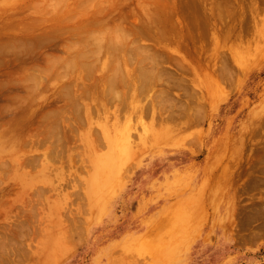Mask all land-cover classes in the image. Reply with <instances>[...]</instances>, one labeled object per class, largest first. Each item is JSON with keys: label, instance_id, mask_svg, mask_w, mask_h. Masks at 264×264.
Masks as SVG:
<instances>
[{"label": "rangeland", "instance_id": "obj_1", "mask_svg": "<svg viewBox=\"0 0 264 264\" xmlns=\"http://www.w3.org/2000/svg\"><path fill=\"white\" fill-rule=\"evenodd\" d=\"M167 1L172 4V0ZM184 1L174 0L177 10L182 8ZM121 2L126 4L123 11L128 14L125 24L133 22L134 15L143 5L149 6L151 13L156 9L153 0ZM3 8L1 5L0 14L10 10L7 6ZM218 8L230 14L226 18L231 24L229 40L214 47L209 35L201 40L197 38L196 45H203V53L196 57L189 55L195 71L186 68L184 72L187 79L195 80V86L188 85V90L196 91L200 99L189 107L191 118L184 117L185 108H177L173 114L179 113L180 117L173 123L168 122L169 112L166 111L163 113L165 121L151 126L160 134L167 125L172 126V134L181 144L173 136L170 137L173 142L170 139L154 142V137L150 136L153 133H149V129L143 131L137 117L129 115L132 111L130 90L122 101L119 119L115 121V117H110V128L104 133L103 113L97 111L99 104L86 97L85 102L92 112L91 125L82 116L83 110L80 111L78 130L71 144L74 145L62 156L64 164L71 161L72 165L65 166L66 181L61 183L54 172L42 179L40 166L49 144L42 142L44 130L56 120L52 111L65 104L56 87L65 83L66 78L56 80L46 74L56 70L49 65L48 56H63L64 51L54 50L51 41L41 43L39 37L14 38L9 28L0 36V264H119V261H122L120 264H264V185L252 187L245 176L232 182L234 179L230 175L236 167L233 155L230 156V146L240 145L243 136L246 141L244 161L247 162L250 149L256 150L257 140L264 137V124L253 137L244 133L249 120L264 113V58L260 60L264 56V0H243L238 7L234 4ZM30 11L33 9L21 14L31 16L34 12ZM184 22L185 14H173L171 9L167 24ZM220 25L218 22V28ZM222 25L224 27L225 22ZM245 47L251 51L245 53ZM239 55L244 59L238 60ZM221 74L224 76L219 82L220 90L214 86L216 89L210 90L211 94L208 90V93L211 97L219 91L225 97L218 99L220 93L213 94L214 100L210 97L208 100L204 79H214ZM100 75L99 69L96 70L94 77ZM91 81L87 78L86 84ZM158 89L157 86L154 95ZM173 92L178 107L185 105L184 90L174 89ZM151 93L146 90L138 94L136 102L145 103ZM145 105L148 107L149 103ZM110 108L113 109V105ZM46 111L51 113L43 123L41 119ZM200 112L204 114L200 115ZM144 118L151 122L149 115ZM179 120L182 123L188 121L189 126ZM177 127L180 131H176ZM87 131L92 147L86 146L79 136ZM123 135L130 136L127 138L130 147ZM220 145L225 147L220 149ZM121 148L128 152H121ZM71 151L70 158L67 154ZM108 155L113 160L117 158L115 163L120 159V167L110 162ZM106 158L109 159L107 162ZM104 159L105 170H102L99 163ZM13 161L20 164L18 168ZM108 163L115 169L110 164L106 167ZM245 163L243 166L247 165ZM257 164L261 168L262 163ZM107 169L112 171V177H115L114 171L118 175L116 184H111L115 191L111 185L106 187V181L102 185V176L97 177L96 191L103 186L113 192L111 195L108 190L106 197L100 195L101 192L95 194L96 198H104L96 199L97 204L91 200L93 197L87 199L85 195L87 181L96 170L105 173ZM21 173H26L29 179L20 177ZM29 180L34 184L31 185ZM23 181L25 186L28 182L29 187H23ZM161 211L164 215L167 211L166 219ZM162 218L164 221L159 224ZM149 230L158 238L137 243L136 240L148 235ZM61 242L63 253L54 248L58 244L61 246ZM140 244L144 246L141 248ZM55 253L59 255L52 258ZM48 258L49 262L46 261Z\"/></svg>", "mask_w": 264, "mask_h": 264}, {"label": "bare ground", "instance_id": "obj_2", "mask_svg": "<svg viewBox=\"0 0 264 264\" xmlns=\"http://www.w3.org/2000/svg\"><path fill=\"white\" fill-rule=\"evenodd\" d=\"M121 1L124 0H0V6L2 5V9H4L3 6H7L8 9H10L8 10V12L4 11L0 14V36L5 35L6 29L9 28L11 34L14 35V38L28 39V37L30 38L39 37L41 38V43L45 41L48 42L51 41V44L53 43L54 50L64 51L63 56H57L53 54H50L48 56V58H50L49 65H52L56 70L50 73L47 72L46 74L50 77H54L56 80L66 78L65 83H61L58 85V87H56L58 91L57 93L60 95V98L64 100L65 104L64 105L62 104L63 106L61 105L59 108H56L55 110L52 111L56 116L54 117L56 118V120L50 122V125L47 127V129L44 130L43 133L44 135L42 136L43 143H46V141L49 142V144L46 143L47 147L44 151L40 166L41 168L40 176L42 177V179L47 178L46 176H48L49 172H54L55 177L58 178L60 183L61 181L62 182L66 181L65 166L66 165L71 166L72 162L68 161L67 164H64L62 161V156L65 153V150L66 151L72 150L71 147L74 144L73 145L71 144L73 143L76 137L74 133L78 130L77 119L78 120L80 119L79 118L80 111L83 110L82 116L86 119V122L89 125H91L92 112H91V107L85 102L86 97H89L94 102L96 101L95 104L98 102L99 107L97 108V111L98 113L100 111H102L103 113L102 117L104 120L102 121V130L104 133L105 129L110 128V123L108 122V119H110V117H115L116 118L115 121L119 119L117 117L119 115L121 107H123L122 101L124 100L127 92L130 90L132 111L130 112L129 115L137 117V120H139L142 124V127L144 129L143 131L149 129V133H153V135L150 134V136L154 137L153 138L154 142L163 143V141L166 142L169 139L170 142H173L174 140L172 141L171 140L172 138H170L171 136H173L172 133L174 128L172 129V126L167 127L168 126L167 125L160 134L155 130H153L154 128L151 127L152 124L158 122L162 123L163 121H165L163 113L166 111L169 112V114H167L168 122L170 123L172 121L174 122L176 118L180 117L179 113L176 115L173 114V111L176 110L177 108L179 109L185 108L184 117H186V119L191 118L189 107L192 105V103L196 104V102H199L200 99L196 91L188 90V85L195 86V80L191 78L187 79L186 74L184 73L186 71L185 70L186 68L187 69L192 68L193 71H195V67L192 64V62L188 59V57L189 55L192 57H196L197 55H201L203 53V45L200 46L196 45L197 38L201 40L203 36L209 35L211 44L214 47H217L219 44L222 43H227L229 40V29L231 27V24L228 20H226V18H229L230 14L229 12H226L223 9L220 10L218 7L226 8L234 4L238 7L243 4V0H185L181 5L182 8L177 10V7H175L176 5L174 4V0H172V4H168L169 2L167 0H153L154 4L156 5V9H154L152 13L149 6L143 5L141 6L142 8H139L138 12L134 15L135 17L133 19V22L131 24L129 23L125 24L124 22L125 21L127 22L126 17L128 16V14L123 11V8L124 6H126V4ZM45 4H48L50 6V9L49 6ZM197 5L198 7L194 8V6ZM29 9H33L32 12H34V14H32L31 16H28V14L22 16L21 13L28 11ZM171 9L173 11V14L176 13L185 14L186 22L168 25L167 19L171 15ZM142 10L144 12L142 13V17H141L140 13ZM218 22L221 23V25L223 22H225V26L223 27V25L222 26L220 25L218 28ZM200 23H202L201 27L199 26ZM57 41H59L60 43L55 44ZM20 50L23 51L22 49ZM243 51L246 53V52H250L251 50L249 49V47H245ZM261 53L262 51L260 53H257L259 54L258 56H260ZM262 55H264V53ZM243 57H244L243 55H239L237 59L243 60L244 59ZM262 58H264V56L261 57L260 60ZM170 61L174 62L176 64V67H173V65L170 64L171 63ZM98 69L101 75L98 78H96L94 77V73ZM210 76H212L211 73ZM222 76L224 75L223 74L218 75L217 78L214 79H212L211 77L204 79L206 81V84L203 85L207 88L208 100H210V98L213 97L212 96L213 94H215L216 96V94L220 93L219 91L218 93L215 91L216 93L215 92L212 93L211 97L209 95V93L211 94L210 90H212L213 92L214 91L213 89L219 88L220 86L219 82L222 79ZM87 78L92 79V81L89 84L88 83L86 84ZM41 79H43V77ZM157 86L159 87V89L156 92V95H154ZM214 86H216V88ZM78 89L81 90L79 91ZM174 89L184 90V93L187 96L186 104L183 105L182 107L180 106L178 107V105L175 102V98L173 96L176 93L173 92ZM222 89L223 91L227 92L226 90H224V87ZM55 90L52 91L55 92ZM146 90L152 91V93L148 95L146 102L141 103L139 99H138L139 102H136L138 94H141ZM222 94L220 93V96L218 95L220 98L218 97L217 98L221 99V97H225ZM47 96L49 95H46V97ZM203 97L204 96H201L202 99ZM217 98L215 97V99ZM211 99L214 100V98ZM16 101L18 102V100ZM211 101H210V105L212 103ZM146 103H149L148 107H146L145 105ZM110 105H113V109L110 108ZM48 113L49 111L43 113L42 116L43 118L41 119V122L43 123L46 122L45 118L47 117ZM203 114H204L203 112L202 114L200 112V115ZM144 115H149L151 122L145 121ZM167 115L165 117H167ZM200 115L197 114V116ZM32 118L34 119V117ZM179 123H182V120L181 122L179 120ZM184 124L187 126L188 121H186ZM263 124H264V113L258 114L257 117H254L253 119L249 120L247 129L244 133H250L249 136L253 137L254 135L257 134L258 128L262 127ZM128 125H127V129H128ZM127 129L126 132H128ZM177 130L180 131L178 127L176 131ZM154 134L157 135L154 136ZM79 136L81 137L82 141L86 144V146L88 145L89 147H92V142L89 139L88 131L84 135L81 134ZM36 137L38 138V136ZM123 137L126 138L125 139L126 143L130 147V143L127 142L128 140L127 138H130V136L128 135L126 137L123 135ZM173 137L176 141L175 136ZM125 140L123 144H125ZM183 140H187V139H183ZM179 141L180 140L176 142L179 143ZM230 142L235 143V141H230ZM240 142L241 144L235 146L234 148L232 147V145L230 146V144L228 143V145L231 147L230 156L233 155V164L236 166L230 172V175L234 179L231 181L237 182L238 179H240V177L245 176L251 182L252 187L264 185V137L262 139L257 140L256 144L258 145V148L256 150H254L253 148L250 149L249 157L248 158L246 157L247 162L244 161V151L246 149V141L243 138V136L241 137ZM223 147L225 146L220 145V149ZM113 148H111V150ZM115 148H114V152H116V149H118ZM122 151L124 153L128 152L126 148L125 150L121 148V152ZM11 153H13V151ZM72 153L73 152L71 151V153L67 155L71 158V156L73 155ZM21 154L22 153H20V156ZM23 154L25 155L24 152ZM109 155L108 157L114 156L113 154L110 156ZM238 156L240 157L239 159ZM112 157H110L111 159L110 162L115 163V161H117V158L113 160ZM106 159L102 160V162L105 161ZM220 159L222 160V158ZM108 160L109 159H107L106 162ZM118 160L119 163L121 164L120 159ZM217 160L219 159L217 158ZM106 162H103L101 164L99 163V165L102 166V170H105L103 166L104 163ZM245 162L247 163V165L243 166ZM117 163L118 162H116L115 165H118V167H120V164ZM217 163L219 164V162ZM257 163H262L261 168L259 166H256ZM109 164L110 163H108L106 167L111 165ZM18 165L15 164L16 168L19 167ZM24 167L25 166H23V168ZM108 169L106 170L108 173H106L105 171L106 174L102 170L100 171L96 170V172L92 176H90V178L87 181V188L85 190L86 191L85 193L87 194L85 195L88 196L87 199L93 197V199L91 198V200H94V202L97 204L98 201H96V199L100 201L101 199L104 198L101 196H99L100 199L99 197L96 198L97 196L95 194L97 193L99 194L101 192L100 195L104 194V197H106V195L109 194L108 192L109 189L107 188L111 187L112 186L111 184L114 183L116 184L117 182L118 175H116L117 174L116 171H114L115 177H112L111 175L112 171ZM113 169H115V166L113 167ZM100 172H102V174ZM17 173L16 175H18ZM98 173L100 175H97ZM100 176H102V185L104 186V182L106 181L107 183L106 187L107 186L108 187L107 188L103 186L101 188L99 187L101 191L97 190L98 191L97 192L96 188H98L99 186L98 185L99 179L97 181L96 178L97 177L100 178ZM20 177L22 178L24 177L26 178V180L27 178L29 179V177L26 176V173L23 174L21 173ZM29 181L30 184L31 183L34 184V182H32L31 180ZM109 181L110 182L114 181V182L109 183ZM27 183L26 186L29 187ZM22 186L23 187L25 186V182L24 185ZM114 187L117 188L116 186ZM112 189H114L113 186ZM112 189L109 190L110 194L113 193L111 192ZM113 191H115V189ZM91 200L88 201L92 202ZM91 204L92 206L96 205L94 203ZM164 214L165 213H163V216L164 217L166 216L164 219H166L167 211H166V215ZM164 219L162 218L159 224L162 223ZM153 234L154 233L150 231L148 235L146 233L141 239L136 241L137 243L142 242V244L149 241L151 242L156 238H158L155 236L157 234L154 235ZM14 242L16 243V241ZM57 246H59L60 248ZM57 246H55L54 248L59 249L60 252L63 251V249H61L63 248L62 242H61V246L59 244ZM140 246H137V248L138 247L140 248ZM143 246H141V248ZM55 251L57 252L56 249ZM59 254L57 253L52 254L51 257L55 258L56 255ZM120 259L121 258H119V260ZM114 260H116V258H114ZM46 261L49 262V258ZM9 262L11 263V261ZM120 262L122 261H119V264Z\"/></svg>", "mask_w": 264, "mask_h": 264}]
</instances>
